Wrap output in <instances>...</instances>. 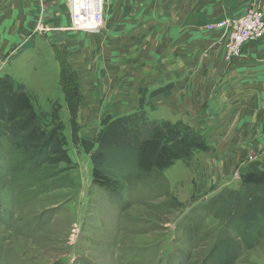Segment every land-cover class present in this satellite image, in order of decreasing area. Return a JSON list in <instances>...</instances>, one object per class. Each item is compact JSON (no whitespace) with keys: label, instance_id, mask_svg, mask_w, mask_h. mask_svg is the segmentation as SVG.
<instances>
[{"label":"rangeland","instance_id":"374dc122","mask_svg":"<svg viewBox=\"0 0 264 264\" xmlns=\"http://www.w3.org/2000/svg\"><path fill=\"white\" fill-rule=\"evenodd\" d=\"M66 1L73 19L72 0ZM39 4L38 19L47 2ZM107 5L104 0L105 10ZM257 10L264 14V0H249L246 14ZM235 34L245 35L239 29ZM70 92V121L57 116L46 127L58 139L45 151L29 148L35 126L29 107L11 108V121L0 118V264H264V212L251 213L246 202L235 203L233 211L222 202L227 189L239 190L242 177L261 166L234 171L227 182L230 174L219 172L223 165L208 147L145 170L137 141L148 144L155 137L164 144L172 138L179 147L194 134L181 124L167 133L145 112L147 118L103 122L98 133L86 127L94 134L88 136L76 123L80 100ZM113 142L115 151L96 164L93 154Z\"/></svg>","mask_w":264,"mask_h":264},{"label":"crops","instance_id":"0c3cea01","mask_svg":"<svg viewBox=\"0 0 264 264\" xmlns=\"http://www.w3.org/2000/svg\"><path fill=\"white\" fill-rule=\"evenodd\" d=\"M39 1L0 0V77L22 85L48 121H70L68 82L83 134L146 112L199 133L227 182L264 170V35L227 61L228 36L208 29L245 15L249 0H108L106 35L68 30L66 0H46L38 19Z\"/></svg>","mask_w":264,"mask_h":264},{"label":"trees","instance_id":"16d2710c","mask_svg":"<svg viewBox=\"0 0 264 264\" xmlns=\"http://www.w3.org/2000/svg\"><path fill=\"white\" fill-rule=\"evenodd\" d=\"M71 81V80H70ZM66 86L68 87V97L71 98V92L74 91L73 87L66 83ZM77 95V101H79L78 93L75 91ZM3 94V97H0V118L5 119L6 121H11L13 118L11 113V108L15 107L16 112L21 109V104L26 108H30L29 114V122L33 121L35 124L34 126V134L32 135V143H29V148L35 149L38 148L39 150L42 149V151L46 150V148H49L52 141H55L58 139L57 132L54 130H50L49 132H46V127L49 128V125L52 124L53 120L48 121L47 116H45V112H40L41 110H38L34 104V101L32 97L27 93V91L23 88L22 85L17 84L15 81H13L10 77H0V95ZM73 97V94H72ZM71 100V99H70ZM28 108V109H29ZM1 109L3 111H1ZM75 117V112L73 113V118ZM111 121V119H105L104 124ZM51 123V124H50ZM60 123V122H59ZM61 124V123H60ZM162 128L166 129L167 131H170L174 133V128L177 127L180 124H171V123H161ZM168 128V130H167ZM184 129L194 134L193 138L188 139L184 144L177 146L176 139L167 140L164 144L158 143L155 139V137L148 140V144H141L140 141H137L136 148L138 150V158L140 165L145 169L148 170V168L152 167H163L164 165H170L174 162V159L177 157H180L179 155L183 154L182 157H185V153L196 150V148L203 149L208 148L206 143L204 142L203 138L199 133H196L194 131H191L187 126L183 127ZM24 129V128H23ZM52 129V128H51ZM2 130V129H0ZM6 131L14 132L15 131L11 128H7ZM18 131L15 133L16 135L19 134L22 130L21 128L16 129ZM162 132V131H160ZM59 136L60 135V132ZM168 133V132H167ZM166 133V134H167ZM174 138V137H173ZM117 139V138H116ZM46 140V143H43V141ZM115 140V138H113ZM35 141L41 142L39 145L42 144L41 147L35 146ZM58 142L61 144L62 141L58 140ZM111 143V142H110ZM147 143V142H146ZM115 142L113 144H107V148L105 144L96 151L94 155L95 163H102L103 157L105 156V153L112 149L114 150ZM174 145L178 147L177 149L174 148ZM170 148V149H169ZM115 151V150H114ZM169 151V152H168ZM168 152V153H167ZM172 154V155H171ZM97 168V167H96ZM98 169V168H97ZM242 187L239 190H232L224 193L223 201L225 206L230 207L233 211H236L234 204H244L245 207H250L251 213H261L264 212V170H255L248 174H245L242 177ZM250 190V191H249ZM254 190V191H253ZM248 199L249 201H245ZM248 205V206H247Z\"/></svg>","mask_w":264,"mask_h":264},{"label":"built area","instance_id":"2783aa9c","mask_svg":"<svg viewBox=\"0 0 264 264\" xmlns=\"http://www.w3.org/2000/svg\"><path fill=\"white\" fill-rule=\"evenodd\" d=\"M103 9L104 0H72V13L74 15V18L71 19L72 27L80 31H100L104 22ZM208 28L210 30L222 29L227 34L230 41L228 43L230 50H228L227 56L228 58L234 57L241 54L247 40L251 38L252 40L257 39L260 35V37L264 35V14L258 10L255 12L251 11L241 17L227 18L209 23ZM39 29L45 30L41 23H39ZM236 29H239L240 33L243 31L245 37L241 34H235Z\"/></svg>","mask_w":264,"mask_h":264}]
</instances>
